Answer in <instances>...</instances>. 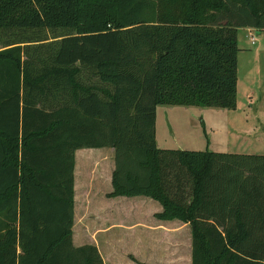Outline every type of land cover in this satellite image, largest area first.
I'll return each instance as SVG.
<instances>
[{"label": "trees", "instance_id": "obj_1", "mask_svg": "<svg viewBox=\"0 0 264 264\" xmlns=\"http://www.w3.org/2000/svg\"><path fill=\"white\" fill-rule=\"evenodd\" d=\"M243 28L264 33V0H0V264H103L73 244L82 148L113 150L109 198L190 225L191 264H264V156L155 141L158 106L236 108ZM6 31L62 34L30 55Z\"/></svg>", "mask_w": 264, "mask_h": 264}, {"label": "rangeland", "instance_id": "obj_2", "mask_svg": "<svg viewBox=\"0 0 264 264\" xmlns=\"http://www.w3.org/2000/svg\"><path fill=\"white\" fill-rule=\"evenodd\" d=\"M104 14V10L95 5L83 6L80 24L84 25L88 20L93 19L96 23H103L100 21ZM61 34V32L46 31H6L2 34L1 45L6 46L19 42L29 51L30 55L44 54L49 50L44 47L49 46L50 48ZM237 46L239 52L237 55L236 108L227 111L218 108L158 106L155 138L159 149L264 156V33L257 36L256 43L252 45L249 34L239 31ZM81 80L84 83L95 82L87 72H83ZM111 164L110 159L108 166L104 167V173H100L103 177L101 186L95 181L92 183L89 179L88 163L86 166L84 162H81L76 168L78 181L75 190L73 228V239L76 242L88 243L98 239V237L95 238L93 232L98 216L103 215L108 219L114 208L118 210L117 207L120 205L131 204L130 201L122 203L121 199H115L110 204L114 206L109 207L102 202L104 198L100 192L107 191ZM98 188L99 191H97ZM166 240L167 244L171 241L168 238ZM180 241L181 244L184 243L185 237ZM170 247L168 245L167 249L169 250ZM129 250H134V248L126 249V251ZM117 251L121 254L110 253L107 256L124 255L122 254L124 253L123 248L117 247ZM179 252L185 257V249H179ZM176 253L178 252L175 249ZM162 254H158V264H169L168 257L172 252L167 255ZM128 257L133 264H145L139 262L133 255H128Z\"/></svg>", "mask_w": 264, "mask_h": 264}, {"label": "crops", "instance_id": "obj_3", "mask_svg": "<svg viewBox=\"0 0 264 264\" xmlns=\"http://www.w3.org/2000/svg\"><path fill=\"white\" fill-rule=\"evenodd\" d=\"M239 31L247 32L249 36L252 33L255 34L256 37L261 35L257 33L255 29L251 28H243L239 29L238 32ZM261 60L262 58L260 61ZM110 159L112 164L111 172L108 178L109 183L107 184V191H103L104 193L100 192L104 198L102 199V202L104 205H109V207L114 206L110 204L113 203L115 199H121L122 203L123 201H130L131 204L120 205L117 207L118 210L114 208L108 219L103 215L98 216L96 219L97 223L93 229L95 238L98 237V239H96L97 241L94 240L88 243H80L73 239L74 246H95L103 260V264H133V262L130 261L128 255H133L141 263L158 264V254L163 253L167 255L170 252H172V254L168 257L169 264H191V227L189 224L180 222L178 220H158L156 215L162 212V207L158 202L148 197H108V195L113 191L111 180L112 173L114 171V152L112 149L82 148L75 152L74 204L76 182L78 181V174L76 170L77 166L81 162H84L86 166L88 163L89 166L87 172L90 175L89 179L92 181V183L95 181L98 183V185H100L101 180H103V177L100 173H104V167L108 166ZM99 188L97 191H99ZM100 193L98 194L101 195ZM95 197L97 199H101L98 196ZM114 213L116 215H114ZM99 219L102 221L101 223ZM184 237L185 242L181 244L180 239ZM167 238L171 240L168 244L166 240ZM168 245L171 246L169 250L167 249ZM117 247L124 249V253H122L124 254L123 256L117 255L116 257L114 254L112 256H107V254L110 253L121 254V252L117 251ZM128 247L129 249L132 247L134 250L126 251ZM175 249L178 252L176 254ZM179 249L186 250L185 257L184 255L180 254ZM122 257L123 259L121 260ZM124 259L126 261H124Z\"/></svg>", "mask_w": 264, "mask_h": 264}, {"label": "built area", "instance_id": "obj_4", "mask_svg": "<svg viewBox=\"0 0 264 264\" xmlns=\"http://www.w3.org/2000/svg\"><path fill=\"white\" fill-rule=\"evenodd\" d=\"M249 37L251 44L254 45L256 43V35L252 33Z\"/></svg>", "mask_w": 264, "mask_h": 264}]
</instances>
